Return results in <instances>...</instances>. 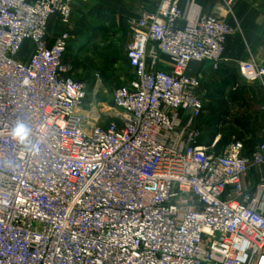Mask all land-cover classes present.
<instances>
[{
    "label": "built area",
    "instance_id": "built-area-1",
    "mask_svg": "<svg viewBox=\"0 0 264 264\" xmlns=\"http://www.w3.org/2000/svg\"><path fill=\"white\" fill-rule=\"evenodd\" d=\"M79 2L0 0V264H264V181H244L264 143L216 153L192 127L202 83L188 70L218 69L234 26L182 25L180 0L145 11L127 50L136 78L114 91L122 125L103 128L64 62L71 34L49 47L51 19L69 25ZM239 70L264 82L254 61Z\"/></svg>",
    "mask_w": 264,
    "mask_h": 264
},
{
    "label": "crops",
    "instance_id": "crops-1",
    "mask_svg": "<svg viewBox=\"0 0 264 264\" xmlns=\"http://www.w3.org/2000/svg\"><path fill=\"white\" fill-rule=\"evenodd\" d=\"M160 1L88 0L87 3H75L69 25L62 26L57 16L51 19L49 47L60 32L68 31L71 34L68 51L72 48L78 55L79 33L93 31L95 28L92 25L100 23L111 24L114 28L122 25V30L128 33L127 41L130 44L132 23L145 11H155ZM180 6L186 17L182 25L190 18L213 15L230 22L235 28L218 69L205 61L191 64L188 70L190 76L199 78L202 83L197 98L203 110L198 118L193 119L192 126L200 133L199 144L213 147L212 151L216 153H223L233 143L241 142L245 146V154L251 155L264 143V82L247 81L240 73L239 64L254 61L264 66V0H232L230 15L221 12L222 7L227 8L223 0H180ZM126 60L132 78L128 83L118 82L117 85H121L117 88L129 85L136 78L127 57ZM66 65L71 70L70 65ZM158 68L172 69L166 56H159ZM112 101L104 109L105 118L97 116L94 110L88 111L93 117H99V124L103 128L113 122L122 125V114L110 106ZM191 119V111L182 112L183 125H187ZM244 181L247 188L254 189L264 181V165L252 167Z\"/></svg>",
    "mask_w": 264,
    "mask_h": 264
},
{
    "label": "rangeland",
    "instance_id": "rangeland-1",
    "mask_svg": "<svg viewBox=\"0 0 264 264\" xmlns=\"http://www.w3.org/2000/svg\"><path fill=\"white\" fill-rule=\"evenodd\" d=\"M93 31L79 33V54L69 49L65 61L70 75L77 82L87 84L84 109L94 110L97 116L105 113L117 86L128 83L132 76L127 64V32L111 24H93ZM24 56V55H23ZM121 83L117 85V83ZM108 122V121H107Z\"/></svg>",
    "mask_w": 264,
    "mask_h": 264
},
{
    "label": "water",
    "instance_id": "water-1",
    "mask_svg": "<svg viewBox=\"0 0 264 264\" xmlns=\"http://www.w3.org/2000/svg\"><path fill=\"white\" fill-rule=\"evenodd\" d=\"M110 106H111L112 108H116V105H115V103H114L113 101L110 103Z\"/></svg>",
    "mask_w": 264,
    "mask_h": 264
},
{
    "label": "trees",
    "instance_id": "trees-1",
    "mask_svg": "<svg viewBox=\"0 0 264 264\" xmlns=\"http://www.w3.org/2000/svg\"><path fill=\"white\" fill-rule=\"evenodd\" d=\"M64 62H65V58H64Z\"/></svg>",
    "mask_w": 264,
    "mask_h": 264
}]
</instances>
